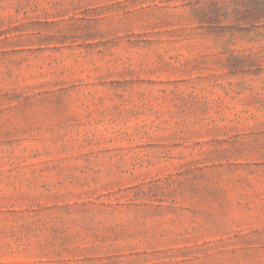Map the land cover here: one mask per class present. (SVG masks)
<instances>
[{"label":"rangeland","instance_id":"obj_1","mask_svg":"<svg viewBox=\"0 0 264 264\" xmlns=\"http://www.w3.org/2000/svg\"><path fill=\"white\" fill-rule=\"evenodd\" d=\"M185 1L0 0V264H264V0Z\"/></svg>","mask_w":264,"mask_h":264},{"label":"trees","instance_id":"obj_2","mask_svg":"<svg viewBox=\"0 0 264 264\" xmlns=\"http://www.w3.org/2000/svg\"><path fill=\"white\" fill-rule=\"evenodd\" d=\"M192 1L193 0H186L185 3L191 4ZM247 1L259 3V0H247ZM191 6H192L191 7L192 12L195 13L194 15H196V17H198L200 22L202 19H204L203 17H205L207 15H213L215 17H219L222 14V13H220L219 8L217 7L216 3H214L212 5L210 4V6H208V8H206L204 6H200V7H193V5H191ZM222 15L226 16L225 14H222Z\"/></svg>","mask_w":264,"mask_h":264}]
</instances>
